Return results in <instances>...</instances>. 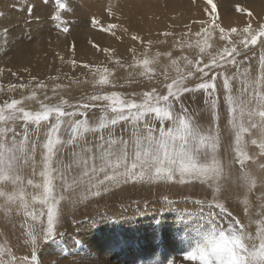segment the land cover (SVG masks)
Listing matches in <instances>:
<instances>
[{
    "label": "rangeland",
    "instance_id": "374dc122",
    "mask_svg": "<svg viewBox=\"0 0 264 264\" xmlns=\"http://www.w3.org/2000/svg\"><path fill=\"white\" fill-rule=\"evenodd\" d=\"M20 1L0 0L3 3H0V48L10 45V50L0 49V107L11 103L12 100H19L21 103L17 108H24L33 113L43 111L45 106L57 105H61L66 112L78 113L62 118L64 123L57 134L62 143L56 146L53 158L54 166L57 160L62 162L59 167L64 169V177L69 184L82 172V165L77 166L76 161L99 154L96 145L100 143V133H85L77 142L68 144L71 126L67 121L84 120L89 125H94L99 123L101 117L111 118L115 115L107 107L109 101H92L89 97L117 93L122 99L140 103L144 99L143 94L152 92L153 89L159 95H166L168 91L166 84L180 76L186 77L184 86L189 88H196V85L202 82L216 84L215 92H212V89L207 91L200 89L183 93L180 100L174 102V107L179 113L183 106L191 120L206 130L212 127L219 131L220 145L217 157L225 170L218 192L209 188L207 183L202 184L200 181L180 183L179 177H176L171 182L120 183L108 187L106 191L101 190L100 195H90L87 199H81L80 192L87 187L86 184L82 185L76 189L74 196L71 191L66 193L76 202L62 203L63 215L56 226L53 238L46 241L41 239L36 247V264H168L169 261L173 264H199V261L184 260L188 247L185 241L190 236L198 238V234L203 231L201 226L207 224L209 203L213 205L219 203L225 208V212L217 216L219 221L217 227L227 231L228 226L237 219L245 225L249 233L255 234L256 229L260 227V221L264 220V155L260 154L261 149L251 141L255 139L259 143L264 140V136H261L258 129L249 128L241 142V148L249 157L245 161L244 171L255 180V185L249 190L239 180L241 165L235 151V133L228 122L230 113L225 102L227 93L223 88V82L224 78L228 77L233 96L240 97L242 101L251 99V89L247 93L241 92L242 81L246 78L251 80L262 74L260 58L264 56V37L258 38L255 45L249 43L248 47H244L240 41L248 38V33L243 31L244 28L252 25L250 31L256 33L264 22L260 24L259 18L249 16L247 9L240 11L245 12L240 13L242 21L236 19L234 16L238 15V11L231 4L224 6L220 15H217L219 14L217 11H220L221 7L217 8L216 14L212 13L209 22L192 20L189 18L194 5H190L188 0H72L77 6L73 11L67 9L69 7L66 11L59 10L57 0H41L42 4H38L39 8L34 11L35 14L32 13L33 17L27 9V4L23 0ZM201 4L205 9L209 8L204 5L205 3ZM5 10L11 11V14ZM57 15L60 19H53ZM226 16L229 18L226 19ZM93 20L99 24L93 26ZM140 21L144 24L138 25L140 30L142 29L137 32L138 37L142 36V39L148 40L149 42L144 40L147 44L154 42L158 47L156 51H152L156 49L154 46L149 47V51L139 49V52L130 47L128 49H131L134 58L128 62L125 58H113L110 66L97 68H94L95 62H91L89 58L80 57L79 60L75 57V61L66 62L60 72H55L54 68L47 75L37 76L33 68L29 72L31 74L29 80L17 78L18 75H23L18 67L25 62H34L39 69H43L45 66L43 63H49L53 67L58 62L56 50L54 52L47 50L41 56H38V52L44 50L48 43L58 37L77 43L87 42L90 48L92 45L88 41L91 37L99 40L111 37L124 43L125 48L134 44V40L127 44L125 41L133 37V33L129 31L130 25L134 26ZM110 25L115 27L110 28ZM64 26L69 28L67 33L61 31ZM192 26H196L195 30L197 27L200 30L197 28L198 30L194 31ZM221 28L224 30L223 33L220 31ZM232 29L236 31L232 32ZM7 32L10 34H6ZM221 35L224 39H221ZM182 37L185 40L179 41ZM230 41L232 43H229ZM233 46L237 48L239 55L219 58L224 54L225 48L231 49ZM88 47L80 46V52L83 55L87 51L89 53ZM49 53L55 55L51 56ZM101 56V53H97L96 59ZM214 58L218 60V65L205 68V64H210ZM43 59H47L46 62ZM144 59L154 62L147 66L151 71L141 76L139 73L144 71V68L139 62ZM233 59L235 63H230L229 61ZM173 61L176 63L173 64ZM4 63H7L6 67L2 66ZM68 65L71 69L78 65L87 71L73 75L72 72H67ZM105 68L108 69L107 73L103 72ZM197 68H203L208 75L198 72ZM2 73L10 75V78L12 75L14 77L3 81ZM188 73L192 75L189 76ZM102 75L107 77L109 81L107 84L97 83ZM212 77H216L215 81L211 80ZM209 92H212L211 96ZM33 94L34 98L29 99ZM213 99L217 101L215 121L210 106ZM85 103L89 104L86 109L82 107ZM145 119L159 126L154 114L146 116ZM243 122L247 127L246 116ZM256 122L259 123L258 118ZM53 123L54 115L50 116L48 121H42L40 125L26 124L23 119L9 122L7 125L13 129L7 133L8 143L12 140L17 142L23 140L27 128L29 150L32 144L36 145L34 153L29 151L32 159L26 161L22 158L19 162V170L25 182L28 178L37 181L42 179L39 172L43 167L45 151L43 145L47 142V133ZM111 131L112 138L118 141L128 140L131 144L129 122L121 121L112 126ZM104 136L107 148L108 130H104ZM86 147L91 148L92 152H84L83 149ZM131 150L130 147L129 151ZM74 153L79 155L74 156ZM92 163L93 161L89 160V164ZM95 163L99 165L101 161L96 160ZM33 168L36 169L35 176ZM54 184L62 191L64 179H56ZM11 190L12 186L9 185V191ZM27 191L34 190L28 188ZM34 207L38 209L40 206ZM213 212L218 213L219 209L214 207ZM41 219L46 226V217ZM33 224L39 230V221L33 222L27 218L19 208L18 202L7 203L0 198V259H9L10 253L11 257L17 259L26 257L31 264L32 245L28 243L27 233ZM58 246L61 248L56 250Z\"/></svg>",
    "mask_w": 264,
    "mask_h": 264
},
{
    "label": "snow or ice",
    "instance_id": "6c2138e0",
    "mask_svg": "<svg viewBox=\"0 0 264 264\" xmlns=\"http://www.w3.org/2000/svg\"><path fill=\"white\" fill-rule=\"evenodd\" d=\"M207 3L211 5V10L215 13L216 5L212 3V0H207ZM57 6L59 10H66L65 5L59 0H57ZM237 11L243 10L238 7ZM248 15L250 16L251 13ZM53 19L59 20L60 17L57 15ZM92 23L93 26H96L98 22L93 20ZM109 27L112 28L115 25ZM214 27L219 26L214 25ZM250 29L251 25L243 29L245 33H248V38L240 41L244 47H248L249 43L255 45L258 38L264 37V25H260L256 33H252ZM61 31L67 33L69 28L64 26ZM220 31L224 32L222 28ZM235 31L236 29H232V32ZM133 39L135 40L136 37ZM221 39H224L223 35H221ZM234 55H239L235 46L231 49L225 48L224 54H221L219 58L225 59L226 56L234 57ZM153 62L149 59L139 62L140 66L144 68V71L139 75L145 76L151 71L147 66ZM229 62L235 63V60ZM175 63L173 61V64ZM189 63L191 62L189 61ZM217 65L218 60L214 58L210 64H205L204 67ZM260 67L262 74L259 77L251 80L246 78L242 81L241 92L247 93L251 89V99L242 101L240 97L233 96L228 77H225L223 82V88L227 93L225 102L230 113L228 122L235 133V151L241 165L239 180L249 190L255 185V180L244 171L245 161L249 157L241 148V142L249 128L258 129L261 136H264V56L260 58ZM197 71L202 72L205 76L208 75L203 68H197ZM103 72L107 73L108 69H103ZM188 75L191 76L192 73H188ZM215 79L216 77L211 78L212 81ZM185 80L186 77L180 76L166 84L168 90L166 95L157 94L155 89L152 92L144 93V99L140 103L122 99L117 93H112L110 96L92 95L89 97L92 101H109L107 107L115 115L111 118L101 117L99 123L94 125H89L84 120L67 121L71 126V137L67 141L68 144L77 142L85 133H100V143L96 145L99 154L76 161L77 166L82 165V172L78 178L73 179L71 184L64 177V169L59 167L62 162L57 160L56 166H54L53 158L56 146L62 143L57 135L64 123L62 118L75 116L78 113L66 112L61 105L45 106L43 111L33 113L24 108H17V105L21 103L19 100H12L11 103L0 107V125H3L0 127V137L5 138L0 139V198H3L7 203L18 202L19 208L27 218L40 223L39 230L33 224L27 233L28 243L32 245L31 264H36V247L40 240L46 241L53 238L56 226L63 215L62 203L65 201L76 202L66 193L71 191L74 196L76 189L81 188L82 185L86 184L87 187L80 192L81 199H87L90 195H100L101 190L106 191L108 187L120 183L171 182L176 177H179L180 183L200 181L202 184L207 183L209 188L214 191L220 190V181L225 176V170L217 157L220 145L219 131L212 127L206 130L191 120L187 115V109L183 106L179 113L174 107V102H178L183 93L200 89L205 91L212 89V92H215L216 84L202 82L196 85V88H189L184 86ZM108 82L107 77L102 75L97 83L104 85ZM212 92L208 93L209 96L212 95ZM32 98H34V94L33 97H29V99ZM210 106L215 121L217 119L215 113L217 101L211 100ZM82 107L86 109L89 104L85 103ZM80 114L82 115V113ZM150 114L155 115L159 122L158 127L151 120L145 119ZM52 115L55 116V123L50 126L47 142L43 145L45 150L42 159L43 167L39 172L42 179L37 181L28 178L25 182L19 170V162L22 158L26 161L32 159L29 151L34 153L36 145L32 144L29 150L27 128H25L23 140L19 142L12 140L11 143H8L7 133L13 129L7 125L9 122L19 119H23L26 124L40 125L42 121H48ZM245 116L248 119L247 127L243 122ZM256 118L259 119V123L256 122ZM121 121L131 124V144L128 140L120 139L118 141L112 138L111 127ZM104 130H108L107 148H105ZM251 143L256 144L261 149L260 154L264 155V140L258 143L254 139ZM130 147L131 151H129ZM83 151L90 153L92 149L86 147ZM73 155L79 154L74 153ZM89 160L93 161L91 165ZM96 160H100L101 163L97 165ZM101 174H103L102 178H100ZM35 175L36 169L33 168V176ZM85 178L87 179L85 180ZM56 179H64L62 191L54 184ZM9 185L12 186L11 191H9ZM28 188L34 191L29 192ZM35 205L40 207L37 209L34 207ZM207 207L209 209L207 224L201 226L203 231L198 234V238L190 236L185 241L188 247L184 260L199 261V264H264V220L260 221V227L256 229L254 235L249 233L245 225L237 219H234L225 231L224 228L217 227L219 223L217 216L225 212L224 206L219 203L215 205L209 203ZM214 207L219 209L218 213L213 212ZM42 217H46V226ZM9 256L10 258L7 260L0 259V264H29L26 257L17 259L11 257L10 253ZM168 264H173V262L169 261Z\"/></svg>",
    "mask_w": 264,
    "mask_h": 264
},
{
    "label": "bare ground",
    "instance_id": "6f19581e",
    "mask_svg": "<svg viewBox=\"0 0 264 264\" xmlns=\"http://www.w3.org/2000/svg\"><path fill=\"white\" fill-rule=\"evenodd\" d=\"M3 1V0H2ZM25 4H27V9L29 11V13L31 14L32 16V13L34 11L37 10V8H39V5L38 4H42L41 0H35L34 2L32 0H23ZM56 1V0H55ZM198 1H201L203 3H205L204 5L205 6H208L209 8L208 9H205L204 7H202V4L201 2H198ZM11 2V1H10ZM19 2H21L19 0ZM61 3H63L65 5V7H69L67 9L73 11L74 8H76L77 6L75 4L72 3V0H61L60 1ZM74 2V1H73ZM189 4L190 5H194V8L193 10H191V18L189 19H192V20H199V21H203V22H206L209 20H211V17H212V10H211V5H209L207 3V0H188ZM1 3V2H0ZM197 3V4H196ZM212 3L216 5V3L218 5H216V10L217 8H220L221 7V10L220 11H217L219 14L217 15H220L221 12H223L222 8L227 4H231L233 5L237 11V8L239 7L240 9H242L243 11L246 10V12L248 13H251V17H255V18H259L260 20L258 21L260 24H262V22H264V0H212ZM3 4V3H1ZM13 4V3H12ZM16 4V3H15ZM22 4V3H21ZM201 6H198L200 5ZM6 5V4H5ZM230 5V6H231ZM7 6H10V5H7ZM46 6V5H44ZM219 6V7H218ZM228 6V5H227ZM229 6V7H230ZM2 7V6H1ZM43 7V6H42ZM190 7V6H189ZM7 8V7H6ZM44 8V7H43ZM232 8V7H231ZM229 8V9H231ZM26 9V8H25ZM167 9V8H166ZM1 10V9H0ZM185 10V9H184ZM6 11V10H5ZM13 11V10H12ZM64 11V10H63ZM66 11V10H65ZM6 12H10L11 14V11H6ZM14 12V11H13ZM42 12V10H41ZM185 12V11H184ZM36 12H34L33 14H35ZM122 13V12H121ZM190 13V12H189ZM245 13V12H240L238 11V15H235L234 17L236 19H240L242 21V17L241 14ZM45 14V13H44ZM186 14V13H185ZM216 14V12L214 13ZM20 15V14H19ZM38 15V14H37ZM42 15V14H41ZM168 15V14H167ZM4 16V15H3ZM6 16V15H5ZM26 16V15H25ZM29 16V15H28ZM8 17V16H7ZM33 17V16H32ZM47 17V16H46ZM187 17H188V12H187ZM227 17V16H226ZM4 18V17H3ZM13 18V17H12ZM229 17H227L226 19H228ZM6 19V17L4 18ZM46 19V18H45ZM213 19V18H212ZM220 19H221V16H220ZM232 19V18H231ZM223 20V19H221ZM238 20H234V21H237L239 22ZM191 21V20H190ZM233 21V22H234ZM253 21V20H252ZM21 22V20L19 21ZM251 22V21H250ZM257 22V21H256ZM18 23V22H17ZM159 23V22H158ZM230 23V22H229ZM244 23V22H243ZM16 24V23H15ZM45 24V23H44ZM99 24V23H98ZM144 23H142V21H140L139 23H137L136 25H130V28H129V31L131 33H133V37H136V39L134 40L133 37L132 38H128L127 40L125 39L126 41V44L130 42V40H134V44L133 45H130V46H127L124 48V43H121L119 42L118 40H114V38H105L103 37V39L99 40V38H96V37H91L89 39V43L92 45V48L88 47V43L87 42H79L77 43L76 41H70V40H67L66 38H61V37H58L56 39H54L52 42L50 43H46L47 45L45 46L46 48H44V50H39L38 52V56H41V55H44L43 53L46 52L47 50H51V52H54V50H56V57H57V60L58 62L55 63V65L52 67V65H50L49 63H43L45 66H43V69H39L38 65L36 66V64L34 62H25V64H21L19 65V69L21 70V73L23 75H18L17 78H21V79H24V80H29V78L31 77V74L29 72H31L34 68L35 72L38 74L37 76L39 75H47V73L51 72L52 69L55 68V72H60L63 70L64 68V65L66 64V62H72V61H75V57L76 59L78 58L79 60L81 59L80 57H87L85 59H90L91 62H95L94 64V68H97V67H100V66H103V67H108L110 66V63L112 62V59L113 58H125L126 59V62H128L129 60H131L132 58H134V56L132 55V52H131V49H128V48H134L136 49L138 52L140 51L139 49H143L144 51H149V47H155L156 49L152 50V51H156L158 49L157 45L154 44V42H151V44H147V42H144V40L146 39H142V36L141 37H138L137 35V32L140 30V28L138 27V25H142ZM240 24V23H239ZM239 24H237L239 26ZM253 24V23H251ZM17 25V24H16ZM19 25V24H18ZM196 25V24H195ZM236 25V26H237ZM258 25V24H256ZM14 26V25H13ZM146 26V25H145ZM247 26V25H246ZM252 26V25H251ZM254 26V24H253ZM101 27V26H100ZM149 27V25H148ZM151 27V25H150ZM177 27V25H176ZM196 27V26H195ZM195 27L192 26L193 30L196 31L199 29V27L196 28V30L194 29ZM10 28V26L8 27ZM7 28V30H8ZM14 28V27H13ZM218 28V27H217ZM110 29V28H109ZM149 29V28H148ZM4 30H5V27H4ZM112 30V29H111ZM142 30V29H141ZM140 30V31H141ZM154 30V29H153ZM192 30V31H193ZM200 30V29H199ZM11 32V31H10ZM18 32V31H17ZM114 32V31H113ZM199 32V31H197ZM9 32H7L6 34H8ZM10 34V33H9ZM37 34V33H36ZM39 34V33H38ZM102 34V33H101ZM18 35V34H17ZM110 35V34H109ZM137 35V36H136ZM65 36V34H64ZM104 36V35H103ZM4 37V36H3ZM10 37V36H9ZM127 37V36H126ZM44 38V36H43ZM5 39V37H4ZM3 39V41H4ZM46 39V38H45ZM6 41H8V39H5ZM185 40L184 37H182L181 39H179V41H183ZM1 41V40H0ZM2 41V42H3ZM148 41V40H146ZM178 41V42H179ZM41 42V41H40ZM149 42V41H148ZM5 43V42H4ZM3 44V43H2ZM5 45V44H4ZM12 45V44H11ZM35 45V44H34ZM43 46V45H42ZM80 46H84V47H88L86 49L89 50V53H87L88 51L85 50L83 48V50L87 51L86 54L83 55V53L80 52ZM108 47V48H107ZM41 48V47H40ZM43 48V47H42ZM82 48V47H81ZM123 48V49H122ZM1 49V48H0ZM2 49L4 50H10V45L7 44L5 47H3ZM1 49V50H2ZM12 49V48H11ZM146 49V50H145ZM0 50V52H1ZM4 50L2 52H4ZM136 51V52H137ZM35 52V51H34ZM50 52V51H49ZM85 53V52H84ZM97 53H101V58H98L96 59L97 57ZM5 54V52H4ZM51 54V53H49ZM55 54H51V56H54ZM135 55V54H134ZM49 56V55H48ZM5 57V56H4ZM19 57V56H18ZM17 57V58H18ZM136 57V56H135ZM47 58V57H46ZM45 59H43L44 61ZM47 60V59H46ZM46 60L44 62H46ZM25 61V60H24ZM27 61V60H26ZM87 61V60H86ZM8 63V62H7ZM7 63H4L2 64V66H7L6 64ZM17 63V62H16ZM58 63H59V66H58ZM41 66V65H40ZM15 68H17L15 66ZM14 68V69H15ZM42 68V67H41ZM5 69V68H4ZM8 69V68H7ZM100 70V69H99ZM87 70H82L80 67L75 66V68L71 69L68 65L67 67V72H72L73 75H77V74H80V73H84L86 72ZM36 76V77H37ZM14 75H12L11 78H13ZM10 78V75H7V74H4L2 73L1 74V79L3 81H7ZM2 86V85H1ZM5 89V87H4ZM6 90V89H5ZM7 98V96H6ZM3 99V98H2ZM4 102V101H3ZM3 104H6V103H3ZM227 174V173H226ZM226 179V178H225ZM247 188V187H246ZM241 189V188H240ZM247 194V193H246ZM243 196V195H242ZM247 196V195H246ZM245 198V197H244ZM250 198V197H249ZM228 218V217H227ZM226 221V220H225ZM89 238V237H88ZM70 244V243H69ZM68 244V245H69ZM81 244V243H80ZM57 246V245H56ZM165 247V246H164ZM58 248H61L60 246H58L56 248V250ZM104 258V257H103ZM102 263V262H100Z\"/></svg>",
    "mask_w": 264,
    "mask_h": 264
}]
</instances>
